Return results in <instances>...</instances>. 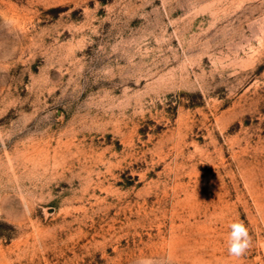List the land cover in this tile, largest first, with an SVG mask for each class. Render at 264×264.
Here are the masks:
<instances>
[{
	"label": "rangeland",
	"instance_id": "1",
	"mask_svg": "<svg viewBox=\"0 0 264 264\" xmlns=\"http://www.w3.org/2000/svg\"><path fill=\"white\" fill-rule=\"evenodd\" d=\"M169 256L264 264V0H0V264Z\"/></svg>",
	"mask_w": 264,
	"mask_h": 264
},
{
	"label": "clouds",
	"instance_id": "2",
	"mask_svg": "<svg viewBox=\"0 0 264 264\" xmlns=\"http://www.w3.org/2000/svg\"><path fill=\"white\" fill-rule=\"evenodd\" d=\"M226 239V248L230 257L239 259L243 257L252 245L249 229L243 221L237 220L229 225ZM136 264H171V257L154 259L150 257L138 258Z\"/></svg>",
	"mask_w": 264,
	"mask_h": 264
}]
</instances>
